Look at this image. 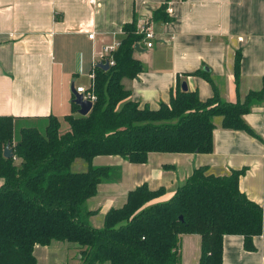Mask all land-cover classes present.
Returning a JSON list of instances; mask_svg holds the SVG:
<instances>
[{"label": "crops", "instance_id": "1", "mask_svg": "<svg viewBox=\"0 0 264 264\" xmlns=\"http://www.w3.org/2000/svg\"><path fill=\"white\" fill-rule=\"evenodd\" d=\"M164 5L168 20H154L153 13ZM133 20L136 26L151 21L155 33L151 47L142 41L135 49L142 71L121 82L139 108L168 104L182 83L202 102L213 97L214 89L228 103L264 91V0H0V116L18 123L53 116L65 131L64 118L72 115L71 88L83 87L78 80H90L94 67L103 63V48L119 42L122 26ZM243 119L255 136L225 130L221 117L213 119L210 154L150 153L144 164L95 157L94 167L111 168L105 161L117 157V179L100 183L88 201L87 209L95 212L90 225L101 228L105 214L122 207L128 193L143 184L163 190L154 202L169 201L202 167L213 176L244 169L240 192L264 208V99ZM252 243L254 250L247 251L241 236L225 235L221 264H264V229ZM76 250L73 244L52 241L35 245L33 256L36 264H79ZM180 254V264H199L201 237L182 235Z\"/></svg>", "mask_w": 264, "mask_h": 264}, {"label": "trees", "instance_id": "2", "mask_svg": "<svg viewBox=\"0 0 264 264\" xmlns=\"http://www.w3.org/2000/svg\"><path fill=\"white\" fill-rule=\"evenodd\" d=\"M165 8L152 18L168 20ZM122 32L112 54L114 65L106 71L96 66L92 72L96 101L91 111L80 116L72 103L65 131L53 116L26 122L29 126L0 116V264H36L34 246L52 241L75 245L79 264H180L181 236L191 234L201 237L199 264H221L225 235L241 236L245 250H254L252 240L264 229V208L240 192L244 169L226 176L196 169L167 202H154L163 190L151 191L143 184L128 193L122 207L105 214L101 228L90 225L95 212L86 201L114 170L94 167L95 157L144 164L150 153L210 154L213 119L221 117L225 130L255 136L243 116L264 99L259 91L243 102L228 103L214 89L213 97L202 102L196 92L177 87L168 104L141 109L128 99L121 82L142 71L134 54L143 35L136 20L125 23ZM239 67L237 53L236 80ZM7 144L12 151L8 159L3 157ZM76 159L87 163L86 171H70Z\"/></svg>", "mask_w": 264, "mask_h": 264}, {"label": "built area", "instance_id": "3", "mask_svg": "<svg viewBox=\"0 0 264 264\" xmlns=\"http://www.w3.org/2000/svg\"><path fill=\"white\" fill-rule=\"evenodd\" d=\"M89 2L91 4H94L95 0H89ZM137 32L143 35V41L145 42V45L147 47H151L153 44L152 39L154 38V34H155L152 26V22L148 20H143L141 22H138ZM89 37L92 38L93 33H90ZM118 45L119 42L112 45H107L103 48V63H107L109 67L114 65L112 54L114 53V50L117 48ZM89 77L91 80L89 89H85L83 87H76L75 92L77 94H81L83 100L90 101L93 104L96 101V97L93 94V81H94L93 73H91Z\"/></svg>", "mask_w": 264, "mask_h": 264}, {"label": "water", "instance_id": "4", "mask_svg": "<svg viewBox=\"0 0 264 264\" xmlns=\"http://www.w3.org/2000/svg\"><path fill=\"white\" fill-rule=\"evenodd\" d=\"M135 49H138V44L135 45ZM98 68L106 71L109 69V66L107 63H99ZM182 91H187V86L185 83H182L181 85ZM71 93L73 95L72 103L75 104L78 107V115L80 116H86L92 109V103L87 100H83V97L81 94H77L74 90V88H71ZM3 157L8 159L12 157V151L9 148V144H7L3 150Z\"/></svg>", "mask_w": 264, "mask_h": 264}, {"label": "rangeland", "instance_id": "5", "mask_svg": "<svg viewBox=\"0 0 264 264\" xmlns=\"http://www.w3.org/2000/svg\"><path fill=\"white\" fill-rule=\"evenodd\" d=\"M78 82L80 83V85L81 86H83V88L84 87H90V80H89V78H85V79H82V80H78ZM79 83H77V84H79ZM76 84V85H77ZM76 87V86H75ZM21 126H29L28 125V123H22L21 124ZM106 160V159H105ZM116 160H117V157H116V159H112V161H105V165H109V166H117V164H116ZM114 167V170L111 172V174H110V176H109V178H108V180H113V179H117V168H115ZM87 168H88V166H87V163L85 162V161H83V160H81V159H76L74 162H73V164L71 165V168H70V171L71 172H84V171H86L87 170ZM90 200V199H89ZM89 200H87L86 201V204H85V206L87 207H89L90 206V202L88 203V201ZM92 205V204H91Z\"/></svg>", "mask_w": 264, "mask_h": 264}]
</instances>
